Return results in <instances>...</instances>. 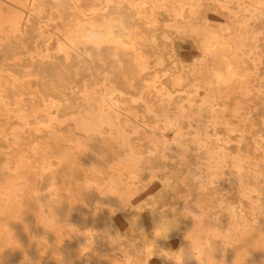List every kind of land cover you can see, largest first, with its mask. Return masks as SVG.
I'll list each match as a JSON object with an SVG mask.
<instances>
[{"label": "rangeland", "instance_id": "obj_1", "mask_svg": "<svg viewBox=\"0 0 264 264\" xmlns=\"http://www.w3.org/2000/svg\"><path fill=\"white\" fill-rule=\"evenodd\" d=\"M263 1L0 0V264H264Z\"/></svg>", "mask_w": 264, "mask_h": 264}, {"label": "bare ground", "instance_id": "obj_2", "mask_svg": "<svg viewBox=\"0 0 264 264\" xmlns=\"http://www.w3.org/2000/svg\"><path fill=\"white\" fill-rule=\"evenodd\" d=\"M18 1H19V0H18ZM51 1H52V0H51ZM74 1H75V0H74ZM76 1H77V0H76ZM78 1H79V0H78ZM105 1H106V0H105ZM134 1L136 2V0H134ZM223 1H224V0H223ZM235 1H236V0H235ZM239 1H240V0H239ZM3 2H4V1H3ZM56 2H57V1H56ZM130 2H131V1H130ZM149 2H151V0H149ZM138 3H139V1H138ZM153 3H154V2L152 1V5H153ZM226 3H227V2H226ZM249 3H250V2H249ZM259 3L261 4L262 2H259ZM263 3H264V1H263ZM22 4L24 5V3H22ZM75 4H76V2H75ZM131 4H133V3H131ZM136 4H137V3H136ZM236 4H237V3H236ZM243 4H245V3H243ZM246 4H247V2H246ZM250 4H251V3H250ZM250 4H249V6H252V7L256 6V5H253V4L250 5ZM254 4H255V3H254ZM256 4H257V3H256ZM139 5H140V4H139ZM150 5H151V3H150ZM165 5L167 6V4H165ZM222 5H223V4H222ZM229 5H230V4H229ZM258 5H259V4H258ZM258 5H257V6H258ZM163 6H164V5H162V7H163ZM227 6H228V4H227ZM227 6H226V7H227ZM233 6H234V5H233ZM246 6H247V5H246ZM164 7H165V6H164ZM164 7H163V10H164ZM221 7H222V6H221ZM38 8H39V7H38ZM38 8H37V10H38ZM146 8H147V7H146ZM165 8H166V7H165ZM170 8H171V7H170ZM243 8H244V7H243ZM243 8H242V9H243ZM160 9H162V8L160 7L159 10H160ZM171 9H172V8H171ZM247 9H248V7H247ZM250 9H251V7H250ZM140 10H141V9H140ZM149 10H150V9H149ZM149 10H148V11H149ZM163 10H162V11H163ZM224 10H225V9H224ZM236 10H237V9H236ZM236 10H235V11H236ZM240 10H241V9H240ZM261 10H262V9H261ZM261 10H259V11H261ZM142 11H143V10H142ZM150 11H151V10H150ZM154 11H155V10H154ZM164 11H165V10H164ZM169 11H170V10H169ZM241 11H242V10H241ZM244 11H245V13H246V10H244ZM81 12H82V11H81ZM139 12H140V11H139ZM165 12H166V11H165ZM170 12H171V11H170ZM261 12H262V11H261ZM144 13H145V12H144ZM149 13H150V12H149ZM166 13H167V12H166ZM168 13H169V12H168ZM231 13H232V12H231ZM234 13H235V12H234ZM241 13H242V12H241ZM258 13H259V12H258ZM80 14H81V13H80ZM84 14H85V13H84ZM139 14H142V13L140 12ZM169 14H170V13H169ZM229 14H230V13H229ZM236 14H237V13H236ZM236 14H235V15H236ZM239 14H240V13H238V15H239ZM259 14H260V13H259ZM262 14H264V13H262ZM85 15H86V14H85ZM143 15H144V14H143ZM145 15H146V14H145ZM145 15H144V16H145ZM150 15H151V14H150ZM173 15H175V14L173 13ZM254 15H256V14H254ZM260 15H261V14H260ZM75 16H77V15H75ZM78 16H79V15H78ZM147 16H149V15H147ZM181 16H183V15H181ZM230 16H232V14H230ZM242 16H243V15H242ZM256 16H257V15H256ZM81 17H83V16H81ZM233 17H234V14H233ZM257 17H258V16H257ZM257 17H255V18H257ZM234 18H235V17H234ZM255 18H254V19H255ZM83 19H84V18H83ZM241 19H242V18H241ZM249 19H250V17H249ZM251 19L253 20V18H251ZM261 19H262V18H261ZM89 20H90V19H89ZM149 20H150V19H149ZM244 20H245V19H244ZM246 20H248V19L246 18ZM75 21H76V18H75ZM77 21L80 22L79 19H78ZM87 21H88V20H87ZM87 21H85V22H87ZM239 21H240V20H239ZM250 21H251V20H250ZM255 21H256V19H255ZM255 21H254V22H255ZM82 22H84V21H82ZM178 22H179V21H178ZM245 22H246V21H245ZM247 22H248V21H247ZM238 23H240V22H238ZM238 23H237V24H238ZM252 23H253V22H252ZM70 24H71V23H70ZM72 24H73V23H72ZM75 24H76V23H75ZM77 24H78V23H77ZM81 24H83V23H81ZM81 24H78V26L76 25V27L79 28V26H80ZM242 24H244V23L241 22V25H242ZM88 25H89V24H88ZM180 25H181V24H180ZM90 26H91V25H89V27H90ZM92 26H93V23H92ZM92 26H91V27H92ZM238 26H239V24H238ZM67 27H68V26H67ZM74 27H75V26H74ZM81 27H84V26L81 25ZM91 27H90V28H91ZM102 27H103V26H102ZM105 27L107 28L108 26H105ZM241 27H243V28L245 29V25H244V26H241ZM78 28H76V29H78ZM96 28H97V27H96ZM109 28H110V27H109ZM196 28H197V27H196ZM196 28H195V29H196ZM202 28H203V27H202ZM218 28H219V27H218ZM243 28H241V29L244 30ZM72 29H73V28H72ZM76 29H75V30H76ZM82 29H83V28H82ZM97 29H99V28H97ZM63 30H65V29H63ZM102 30H103V29H102ZM102 30H101V31H102ZM106 30H107V29H106ZM106 30H103V31H105V32L107 33ZM108 30H109V29H108ZM198 30H199V28H198ZM198 30H197V31H198ZM245 30H246V29H245ZM68 31H69V30H68ZM71 31H72V30H71ZM76 31H77V30H76ZM76 31H75L74 33H76ZM81 31H84V30H78V32H80V33H81ZM235 31H236V30H235ZM63 32L65 33V31H63ZM78 32H77V33H78ZM195 32H196V31H195ZM236 32H237V31H236ZM244 32H245V31H244ZM68 33H69V32H67V34H68ZM70 33H71V32H70ZM70 33H69V34H70ZM102 33H103V32H102ZM109 33L111 34V32H109ZM199 33H200V32H199ZM205 33H206V32H205ZM208 33H209V32H208ZM245 33H246V32H245ZM245 33H244V34H245ZM69 34H68V35H69ZM248 34H249V33H248ZM74 35H75V34H74ZM79 35H80V34H79ZM108 35H109V34H108ZM246 35H247V34H246ZM35 36H36V35H35ZM66 36H67V35H66ZM110 36H111V35H110ZM110 36H108V37L110 38ZM235 36H237V35H235ZM248 36H249V35H248ZM248 36H247V37H248ZM106 37H107V35H106ZM111 37H112V36H111ZM205 37H206V35H205ZM207 37H208V36H207ZM253 37H254V36H253ZM255 37H256V36H255ZM232 38H233V37H232ZM238 38H239V37H238ZM245 38H246V37H245ZM75 39H76V38H75ZM110 39H111V38H110ZM79 40H80V42H81V40H82V39H81V36H80V39H79ZM100 40L103 41V39H100ZM104 40H105V38H104ZM236 40H237V37H236ZM110 41H112V40H110ZM222 41H223V40H222ZM241 41H242V40H241ZM255 41H256V40H255ZM82 42H83V40H82ZM82 42H81V43H82ZM100 42H101V41H100ZM103 42H104V41H103ZM103 42H102V43H103ZM203 42H204V41H203ZM246 42H247V41H246ZM95 43H98V42H95ZM102 43H101V44H102ZM106 43H108V42H106ZM82 44H83V43H82ZM92 44H93V43H92ZM238 44H239V43H238ZM84 45H85V44H84ZM84 45H83V46H84ZM93 45H94V44H93ZM98 45H100V43H98ZM77 46H78V45H77ZM85 46H86V45H85ZM94 46H95V45H94ZM94 46H92V47H94ZM240 46H241V44H240ZM240 46H239V47H240ZM95 47H96V46H95ZM234 47H235V46H234ZM252 47H253V46H252ZM236 48H237V47H236ZM234 49H235V48H234ZM249 49H250V48H249ZM251 49H252V48H251ZM236 50H237V49H236ZM234 51H235V50H234ZM2 52H3V51H2ZM224 52H225V51H224ZM239 52H240V51H238V53H239ZM233 53H234V52H233ZM235 54H236V52H235ZM239 54H240V53H239ZM255 54H256V52H255ZM240 55H241V54H240ZM256 55H257V54H256ZM236 56H237V55H236ZM241 56H242V55H241ZM251 56L253 57V54H252ZM259 57H260V56H259ZM258 59H259V58H258ZM254 62H255V61H253V63H254ZM132 74H133V73H132ZM232 77H233V76H232ZM239 82H240V81H239ZM0 98H1V97H0ZM1 100H2V99H1ZM1 100H0V101H1ZM1 102H2V101H1ZM2 104H3V103H2ZM3 105H4V104H3ZM1 107H2V106H1ZM25 115H26V114H25ZM114 118H115V117H114ZM145 118H146V117H145ZM107 120H108V119H107ZM107 120H106V121H107ZM92 121H93V120H92ZM94 121H95V120H94ZM98 121L100 122V120H98ZM111 121H112V120H111ZM86 122H87V121H86ZM88 122H89V121H88ZM90 122H91V121H90ZM107 122H108V121H107ZM107 122H106V123H107ZM91 123H93V122H91ZM91 123H90V124H91ZM100 123H101V122H100ZM104 123H105V122H104ZM104 123L102 122L103 125H105ZM108 123H110V122H108ZM108 123H107V124H108ZM90 124H87V126L90 125ZM97 124H98V123H97ZM82 125H86V124L83 123ZM82 125H81V126H82ZM100 125H101V124H100ZM87 126H86V128H88ZM95 126L98 127V125H96V124H95ZM95 126H94L93 131L95 130ZM89 127H90V126H89ZM92 127H93V125H92ZM92 127H91V129H90V128H89V129L92 130ZM86 128H85V129H86ZM83 129H84V128H83ZM96 130H97V128H96ZM96 130H95V131H96ZM88 132H89V130H88ZM98 132H99V131H98ZM98 132H97V133H98ZM21 134H22V133H21ZM94 134H95V132H94ZM177 137H178V136H177ZM179 138H180V136H179ZM181 138H182V137H181ZM181 138H180V139H181ZM183 139H184V138H183ZM27 141H28V139H27ZM204 142H205V141H204ZM106 143H107V142H106ZM120 143H121V142H120ZM174 143H175V142H174ZM124 144H125V143L121 144V145H122V148H123V146L125 147ZM175 144H176V143H175ZM12 145H13V144H12ZM190 145H191V144H190ZM77 146L79 147V145H77ZM83 146H84V145H83ZM102 146H103V144H102ZM104 146H105V145H104ZM106 147H107V146H106ZM117 147H118V146H117ZM120 147H121V146H120ZM126 147H127V145H126ZM172 147H173V146H172ZM76 148H77V147H76ZM81 148H83V147H81ZM83 149H86V148H83ZM119 149H120V148H119ZM126 149H127V148H126ZM128 149H129V148H128ZM75 150H76V149H75ZM78 150H79V151H78ZM103 150H104V149H103ZM105 150H106V148H105ZM77 151L80 152V153L82 152V151H81L80 149H78V148H77ZM97 151H99V150H97ZM106 151H107V150H106ZM129 151H130V150H129ZM168 151H169V150H168ZM107 152H108V151H107ZM131 152H132V151H131ZM171 152H172V151H171ZM82 153H83V152H82ZM87 153H88V152H87ZM90 153H91V151H89V154H90ZM99 153H101V151H100ZM92 154H95V153H91V155H92ZM121 154H122V153H121ZM131 154H132V153H131ZM80 155H81V154H80ZM80 155H79V156H80ZM83 155H84V154H83ZM97 155H98V154H97ZM97 155H95V156H97ZM122 155H123V154H122ZM63 156H64V155H63ZM100 156H101V155H100ZM116 156H117V155H116ZM177 156H178V155H177ZM67 157H68V156H67ZM92 157H93V156H92ZM98 157H99V156H98ZM122 157H123V156H122ZM158 157H159V156H158ZM63 158H64V157H63ZM85 158H87V155H86ZM119 158H120V159L118 160V165L120 164V167H121V165L124 166V165H123L124 163H123V161H122L123 159H121V156H120ZM124 158H125V159H128V158H126V157H124ZM132 158H133V157H132ZM3 159H4V158H3ZM6 159H7V158H6ZM68 159H69V157H68ZM68 159H67V161H68ZM93 159H94V158H93ZM99 159H100V158H99ZM1 160H2V159H1ZM10 160H11V158H10ZM16 160H17V159H16ZM64 160H65V159H63V162H66V160H65V161H64ZM129 160H132V159H129ZM134 160L136 161V159H134ZM157 160H158V159H157ZM241 160H242V159H241ZM254 160H255V159H254ZM3 161H4V160H3ZM8 161H9V160H8ZM72 161H73V160H72ZM87 161H89V160H87ZM90 161H91V160H90ZM119 161H122L121 163H123V164L119 163ZM124 161H125V160H124ZM135 161H134V162H135ZM242 161H243V160H242ZM259 161H260V160H259ZM5 162H6V161H5ZM73 162H75V161H73ZM113 162H114V160H113ZM127 162H128V161H127ZM136 162H137V161H136ZM231 162H232V161H231ZM261 162H262V161H261ZM1 163H2V161H1ZM6 163H8V162H6ZM9 163H11V161H10ZM13 163H14V162H13ZM17 163H19V162H17ZM66 163L68 164V163H70V162H66ZM75 163H76V162H75ZM106 163H107V162H106ZM125 163H126V161H125ZM132 163H133V162H132ZM162 163H163V161H162ZM214 163H215V165H214ZM214 163H213L214 166L211 165V166H213V168H215L217 162H214ZM4 164H5V163H4ZM64 164H65V163H64ZM70 164H71V163H70ZM72 164H73V163H72ZM86 164H87V163H86ZM103 164H104V163H103ZM115 164H117V162H116ZM129 164H130V163H129ZM134 164H136V163H134ZM134 164H133V166H134ZM257 164H258V163H257ZM10 165H11V164H9V166H10ZM14 165L17 167V164H14ZM68 165H69V164H68ZM75 165H76V164H75ZM95 165H96V164H95ZM130 165H132V164H130ZM130 165H129V166H130ZM136 165H137V164H136ZM220 165H221V164H220ZM7 166H8V164H7ZM9 166H8V167H9ZM18 166H20V164H18ZM49 166H50V164H49ZM70 166H71V165H70ZM102 166H103V165H102ZM108 166H110V165H108ZM125 166H126V165H125ZM144 166H145V165H144ZM209 166H210V165L208 164V169H209ZM211 166H210V167H211ZM3 167H4V165H2V168H3ZM8 167H7V170H6V171L10 170V169H8ZM21 167H22V166H21ZM71 167H73V166H71ZM75 167H78V166H75ZM79 167H80V166H79ZM79 167H78V168H79ZM92 167H93V166H92ZM97 167H98V166H97ZM118 167H119V166H118ZM127 167H128V164H127ZM127 167H125L124 169L126 170ZM131 167H132V166H131ZM231 167H232V166H231ZM2 168H0V169L3 170ZM12 168H13V167H12ZM18 168H19V167H18ZM46 168H47V167H46ZM48 168H49V167H48ZM85 168L87 169L88 167L86 166ZM85 168H84V169H85ZM133 168H134V167H133ZM135 168H136V167H135ZM135 168H134V169H135ZM160 168H161V166H160ZM254 168H255V167H254ZM19 169H20V170H25V169H21V168H19ZM68 169H69V168H68ZM73 169H74V167H73ZM79 169L81 170V169H83V168H79ZM95 169H96V168H95ZM100 169H101V168H100ZM110 169H111V168H110ZM110 169H109V170H110ZM112 169H113V168H112ZM114 169H115V168H114ZM120 169H121L122 171L124 170V169H122V168H120ZM131 169H132V168H130V169L128 168V169H127L128 172H129ZM134 169H132V170H134ZM215 169H216V168H215ZM17 170H18V169H17ZM90 170H92V169H90ZM96 170H97V169H96ZM140 170H141V169H140ZM142 170H143V169H142ZM216 170H217V169H216ZM219 170H220V169H219ZM235 170H236V168H235ZM235 170H234V171H235ZM4 171H5V170H4ZM12 171H13V170H12ZM14 171H15V170H14ZM25 171H26V170H25ZM25 171H24V172H25ZM77 171H78V170H77ZM93 171H94V169L92 170V172H93ZM110 171H111V170H110ZM134 171H135V170H134ZM134 171H132V172H134ZM155 171H156V170H155ZM210 171H211V169H210ZM217 171H218V170H217ZM220 171H221V170H220ZM220 171H219V172H220ZM237 171H238V170H237ZM71 172H72V171H71ZM94 172H95V171H94ZM116 172H117V171H116ZM130 172H131V171H130ZM138 172H139V170H138ZM153 172H154V171H153ZM238 172H239V171H238ZM16 173H18V172H16ZM16 173H15V174H16ZM25 173H26V172H25ZM68 173H69V172H68ZM72 173H73V172H72ZM81 173H83V172H81ZM121 173H122V172H121ZM150 173H151V172H150ZM242 173H243V172H242ZM12 174H13V173H12ZM15 174H13V178L16 177ZM63 174H64V172H63ZM89 174H91V173H89ZM116 174H117V173H116ZM116 174H115V175H116ZM123 174H124V172H123ZM126 174H128V173H126ZM214 174H215V173H214ZM243 174H244V173H243ZM261 174H262V172H261ZM17 175H19V174H17ZM20 175H22V173H21ZM20 175L17 176V177L20 178ZM66 175H67V174H66ZM69 175H70V174H69ZM82 175H83V174H82ZM113 175H114V174H113ZM217 175H218V174H217ZM238 175H239V174H238ZM0 176H1V175H0ZM22 176H23V175H22ZM24 176H25V175H24ZM34 176H35V175H34ZM62 176H63V175H62ZM71 176H72V174H71ZM118 176H119L118 178L121 177L120 174H118ZM135 176L137 177V175H135ZM135 176H134V177H135ZM214 176H215V175H214ZM230 176H231V175H230ZM243 176H244V175H243ZM4 177L6 178V176H4ZM63 177H64V176H63ZM109 177H110V176H109ZM109 177H108V178H109ZM125 177H126V176H125ZM235 177H236V176H235ZM1 178H2V177H1ZM1 178H0V179H1ZM7 178H8V177H7ZM23 178H24V177H23ZM26 178H29V177L27 176V177H25V179H26ZM64 178H69V176H68V177L66 176V177H64ZM82 178H83V177H82ZM138 178H139V177H137V179H138ZM241 178H242V177H241ZM15 179L18 180L17 178H15ZM111 179H112V178H111ZM113 179H114V178H113ZM121 179H122V178H121ZM139 179H140V178H139ZM139 179H138V180H139ZM231 179H232V177H231ZM231 179H230V180H231ZM253 179H254V178H253ZM21 180H22V178H21ZM23 180H24V179H23ZM28 180H30V179H28ZM28 180H27V181H28ZM31 180H32V178H31ZM33 180H35V179H33ZM108 180H109V179H108ZM115 180L117 181L116 176H115ZM240 180H242V179H240ZM246 180H247V179H246ZM111 181H112V180H111ZM111 181H110V182L108 181V183L110 184ZM231 181H232V180H231ZM233 181H234V180H233ZM8 182H10V181L8 180ZM24 182H25V181H24ZM30 182H31V181H30ZM35 182H37V180H36ZM117 182H118V181H117ZM246 182H247V181H246ZM255 182H256V180H255ZM257 182H258V181H257ZM0 183H1V185H2L3 182H0ZM81 183H83V182H81ZM114 183L116 184L115 181H114ZM119 183H120V182H119ZM119 183H118V184H119ZM237 183H238V182H237ZM240 183H241V182H240ZM263 183H264V182H263ZM26 184H28V183H26ZM29 184H31V183H29ZM32 184H33V183H32ZM109 184H108V185H109ZM136 184H137V183H136ZM35 185H36V184H35ZM35 185H34V186H35ZM82 185H83V184H82ZM87 185H88V184H87ZM111 185H112V188H114L113 184H111ZM111 185H109V189H110ZM122 185H123V184H122ZM126 185H127V184H126ZM253 185H254V184H253ZM5 186H6V184H5ZM5 186H3V187H5ZM28 186H30V185H28ZM37 186H38V185H37ZM105 186H106V185H105ZM115 186H117V185H115ZM120 186H121V185H120ZM123 186H125V185H123ZM127 186H128V185H127ZM127 186H126V187H127ZM245 186H247V185H245ZM261 186H262V185H261ZM6 187H7V186H6ZM32 187H33V186H32ZM83 187H84V186H83ZM83 187H82V188H83ZM85 187H87V186H85ZM103 187H104V186H103ZM263 187H264V186H263ZM9 188H11V187H9ZM24 188H26V187H24ZM35 188H36V187H35ZM66 188H67V187H66ZM119 188L122 189V186L119 187ZM245 188H246V187H245ZM245 188H244V189H245ZM0 189H1V187H0ZM2 189H3V188H2ZM2 189H1V190H2ZM20 189H22V188H20ZM20 189H19V190H20ZM64 189H65V188H64ZM74 189H75V188H74ZM84 189H86V188H84ZM96 189H97V188H96ZM102 189H103V188H102ZM105 189H106V187H105ZM105 189H104V190H105ZM109 189H106V192H107V190H108V193H109ZM123 189H124V188H123ZM127 189H128V188H127ZM238 189H239V188H238ZM257 189H258V188H257ZM3 190H4V189H3ZM3 190L1 191L2 193H3ZM13 190H14V189H13ZM22 190H24V189H22ZM29 190H31V189H29ZM67 190H68V189H67ZM76 190H78V191H76V192H79V188H76ZM98 190H100V188H98ZM258 190H259V189H258ZM4 191H5V190H4ZM17 191H18V190H17ZM27 191H28V190H27ZM34 191H35V193H38V192H36V190H34ZM37 191H38V189H37ZM110 191H112V190L110 189ZM259 191H260V190H259ZM261 191H262V190H261ZM6 192H10V191H8V187H7V191H5V193H6ZM12 192H14V191H12ZM31 192H32V191H31ZM57 192H58V191H57ZM57 192H56V193H57ZM68 192H70V187H69ZM68 192H66V194H69ZM71 192H75V191H71ZM96 192H97V191H96ZM99 192H101V191H99ZM99 192H98V193H99ZM2 193H1V196H2ZM10 193H11V192H10ZM28 193H29V191H28ZM28 193H27V195H28ZM56 193H55V194H56ZM59 193H60V191H59ZM59 193H58V194H59ZM64 193H65V192H64ZM111 193H112V192H111ZM114 193H115V192H114ZM117 193H118V192H116L115 194H117ZM122 193H123V192H122ZM122 193L120 192V194H122ZM128 193H129V192H128ZM244 193H245V191H244ZM6 194H8V193H6ZM12 194H13V196H14V198H15L16 195H14V193H12ZM12 194H11V196H12ZM33 194H34V192H33ZM71 194H72V193H71ZM71 194H70V195H71ZM75 194H76V193H75ZM104 194H105V196H103V197H105V198H107V199L110 198V197L112 196V195H111L110 197H106V193H104ZM247 194H249V192H247ZM254 194H255V193H254ZM4 195H5V194H4ZM4 195H3V196H4ZM27 195H26V198L29 196V195H28V196H27ZM31 195H32V193H31ZM59 195H60V194H59ZM70 195H69V197H70ZM73 195H74V194H73ZM101 195H102V193H101ZM108 195H109V194H108ZM242 195H243V194H242ZM259 195H260V194H259ZM3 196H2V197H3ZM37 196H38V195H37ZM55 196H57V194H56ZM74 196H75V195H74ZM115 196L119 197V195H114V197H115ZM120 196H121V195H120ZM123 196H124V194H123ZM123 196H121V198H122ZM240 196H241V195H240ZM245 196H246V195H245ZM20 197L22 198V195H20ZM35 197H36V196H35ZM39 197H40V196H39ZM66 197H67V196H66ZM71 197H72V196H71ZM126 197H127V196H126ZM260 197H262V196H260ZM4 198H5V197H4ZM23 198H24V196H23ZM26 198H24V199H26ZM33 198H34V197H33ZM40 198H41V197H40ZM63 198H64V197H63ZM121 198H120V199H121ZM17 199L19 200V198H17ZM34 199H35V198H34ZM61 199H62V198H61ZM110 199H111V201H112L113 198H110ZM114 199H115V198H114ZM120 199H119V200H120ZM122 199H124V197H123ZM125 199H126V198H125ZM8 200H9V199H8ZM13 200H14V199H13ZM15 200H16V199H15ZM15 200H14V201H15ZM40 200H41V199H40ZM56 200H59V199H56ZM116 200H117V198H116ZM116 200H115V202H116ZM11 201H12V199H11ZM20 201H21V200H20ZM26 201H27V200H26ZM41 201L43 202V200H41ZM54 201H55V200H54ZM60 201H61V200H60ZM68 201H69V200H68ZM70 201H71V198H70ZM111 201H110V202H111ZM123 201H124V200H123ZM123 201H122V202H123ZM8 202H9V201H8ZM8 202H7V203H8ZM15 202H16V201H15ZM17 202H18V201H17ZM21 202H22V203H21ZM21 202H20V203L23 204V202H25V201L22 200ZM33 202H35V200H33ZM42 202H41V203L39 202V204H40V205H41V204H44V203H42ZM107 202H109V199L107 200ZM110 202H109V203H110ZM9 203H11V202H9ZM59 203H61V202H58V204H59ZM65 203H66V201H65ZM109 203H107V204H109ZM112 203H113V201H112ZM120 203H121V202H120ZM120 203H119V204H120ZM13 204H14V203H13ZM16 204H18V203H16ZM37 204H38V202H37ZM56 204H57V201H56ZM61 204H62V203H61ZM66 204H67V203H66ZM110 204H111V203H110ZM252 204H253V203H252ZM254 204H255V203H254ZM254 204H253V205H254ZM8 205H9V204H8ZM8 205H7V206H8ZM10 205H12V203H11ZM29 205H30V204H29ZM40 205H39V206H40ZM67 205H70V204L68 203ZM105 205H106V204H105ZM114 205H115V204H114ZM16 206H17V205H16ZM18 206H19V205H18ZM18 206H17V208L19 209ZM20 206H22V205H20ZM32 206H33V207H38V206H36V205L34 206V204H33ZM41 206H42V205H41ZM55 206H56V205H55ZM58 206H59V205H58ZM111 206H112V205H111ZM111 206L109 205V207H111ZM119 206H120V205H119ZM262 206H264V205H262ZM10 207H11V206H10ZM42 207H43V206H42ZM66 207H67V206H66ZM105 207H106V206H105ZM246 207H247V206H246ZM0 208H1V207H0ZM2 208H4V207H2ZM2 208H1V209H2ZM5 208H7V207H5ZM40 208H41V207H39V209H40ZM51 208H52V207H50V209H51ZM1 209H0V210H1ZM8 209H9V208H8ZM18 209H17V211H18ZM50 209H49V210H50ZM59 209H60V207L58 208V211L60 212ZM103 209H104V206H103ZM106 209H107V208H106ZM251 209H252V208H251ZM251 209H250V210H251ZM4 210H5V209H4ZM36 210H38V209H36ZM41 210H42V209H41ZM49 210H48V211H49ZM52 210H53V209H52ZM52 210H51V211H52ZM55 210H56V209H55ZM1 211H3V210H1ZM5 211H6V210H5ZM10 211H11V210H10ZM51 211H50V213H53L52 215H57V212H55V213H56V214H55L53 211H52V212H51ZM254 211H255V210H254ZM12 212H14L13 209H12ZM59 212H58V213H59ZM246 212H247V211H246ZM251 212H252V211H251ZM7 213H10V212H7ZM33 213H35V212H33ZM36 213L38 214V211H37ZM147 213H148V212H147ZM2 214H3V213H2ZM2 214H0V215H2ZM4 214H5V213H4ZM18 214H19V211H18ZM28 214L31 215L32 213H31V214L28 213ZM37 214H36V215H37ZM43 214H44V212H43ZM43 214H42V215H43ZM241 214H242V213H241ZM246 214H247V213H246ZM7 215H9V214H7ZM7 215H5L6 220H8L9 217H10V216H7ZM12 215L14 216L15 214L12 213ZM32 215H33V214H32ZM45 215H46V213H45ZM58 215H59V214H58ZM61 215H62V214H61ZM2 216H3V215H2ZM15 216H17V215H15ZM34 216H35V215H34ZM37 216H38V215H37ZM37 216H36V217H37ZM39 216H41V214H40ZM47 216H49V219H51V218L54 219V218H55V217L53 218V216L50 217V215H48V214H47ZM47 216H46V217H47ZM5 217H4V219H3L4 223H5ZM18 217H20V216H18ZM57 217H58V216H57ZM191 217H192V216H191ZM242 217H243V215H242ZM20 218H21V217H20ZM20 218H19V219H20ZM37 218H38V217H37ZM40 218H41V217H40ZM40 218H38V219H40ZM60 218H62V217H59L58 219H60ZM261 218H264V217H261ZM12 219H13V218H12ZM12 219H11V220H12ZM14 219H15V218H14ZM43 219H44V218H41V220H43ZM47 219H48V218H47ZM56 219H57V218H55V220H56ZM58 219H57V220H58ZM158 219H159V218H158ZM11 220H10V221H11ZM55 220H54V221H55ZM80 220H81V218H80ZM84 220H85V219H84ZM103 220H104V219H103ZM249 220H250V219H249ZM254 220H255V219H253V221H254ZM263 220H264V219H263ZM263 220H262V221H263ZM8 221H9V220H8ZM39 221H40V220H39ZM66 221H67V220H66ZM86 221H87V220H86ZM88 221H89V220H88ZM90 221H91V220H90ZM247 221H248V220H247ZM250 221H251V220H250ZM250 221H248V222L250 223ZM14 222H15V221H14ZM17 222H18V221H17ZM21 222H22V221H21ZM44 222H45V220L43 221V223H44ZM52 222H53V221H52ZM192 222H193V221H192ZM7 223H8V222H7ZM7 223H6V224H7ZM37 223H38V222H37ZM47 223H48V222H47ZM47 223H46V226H47ZM50 223H51V221L49 222V224H50ZM80 223H81V222H80ZM86 223H87V222H86ZM89 223L91 224L92 222H89ZM104 223H105V222H104ZM189 223H190V222H189ZM196 223H197V222H196ZM1 224H2V222L0 223V226H1ZM8 224H9V223H8ZM11 224H12V222H10L9 225H11ZM21 224H22V223H21ZM23 224H24V223H23ZM49 224H48V226H49ZM82 224H83V223H82ZM93 224H94V223H93ZM3 225H4V224H2V226H3ZM13 225H14V224H12V226H13ZM18 225H19V224H18ZM18 225H17V227H18ZM39 225H40V223H39ZM53 225H54V224H53ZM83 225H84V224H83ZM188 225H189V224H188ZM195 225H196V224H195ZM230 225H231V223H230ZM230 225H228V226L230 227ZM263 225H264V223H263ZM263 225L261 224V227H262V228H263ZM4 226H5V225H4ZM19 226H21V225H19ZM42 226H43V225H42ZM127 226H128V225H127ZM6 227H7V225L5 226V228H6ZM15 227H16V226H15ZM30 227H31V226H30ZM36 227H37V226H36ZM104 227H105V226H104ZM104 227H103V228H104ZM106 227H107V226H106ZM232 227H233V225H232ZM261 227L259 226V228H261ZM0 228H1V227H0ZM24 228H25V227H24ZM39 228H40V227H39ZM41 228H43V227H41ZM53 228H54V227L51 228V226H50V229H53ZM69 228H70V227H69ZM2 229H3V228L0 229L1 232L4 231V230L2 231ZM6 229L8 230V229H10V228H6ZM14 229H15V228H14ZM25 229H26V228H25ZM44 229H45V228H43V230H44ZM47 229H49V228H47ZM47 229H46V230H47ZM50 229H49V230H50ZM90 229H91V227H90ZM172 229H173V228H172ZM202 229H203V228H202ZM205 229H206V228H205ZM7 230H6V231H7ZM36 230H37V229H35V231H36ZM39 230H40V229H39ZM71 230H73V229H71ZM92 230H93V228H92ZM206 230H207V229H206ZM228 230H229V229H228ZM228 230H226V232H224V233L227 234V231H228ZM6 231H4V232H6ZM23 231H24V230H23ZM40 231H41V230H40ZM50 231H51V230H50ZM82 231H83V230H82ZM10 232H13V230H12V231H11V230L9 231V234L12 235ZM24 232H25V233H21V234H23V235L26 234V230H25ZM44 232H45V231H44ZM78 232H79V231H78ZM210 232H212V231H210ZM247 232H248V231H247ZM6 233H7V232H6ZM13 233H14V232H13ZM17 233H18V228H17ZM27 233H28V232H27ZM29 233H30V232H29ZM34 233H35V232H34ZM34 233H31V234H33V235L35 236L36 234H34ZM36 233H37V232H36ZM38 233H41V232H38ZM42 233H43V232H42ZM47 233H48V232L46 231V234H47ZM73 233H75V231H73ZM73 233H72V234H73ZM208 233H209V232H208ZM214 233H215V232H214ZM252 233H254V232H252ZM259 233H260V232H259ZM259 233H258V234H259ZM3 234H4V233H3ZM9 234H8V237L10 236ZM18 234H19V233H18ZM43 234H44V233H43ZM72 234H71V235H72ZM76 234H77V233H76ZM254 234H255V233H254ZM258 234H257V236H258ZM4 235H5V234H4ZM6 235H7V234H6ZM29 235H30V234H29ZM47 235H48V234H47ZM49 235H50V233H49ZM79 235H80V234H79ZM85 235H88V234L85 233ZM223 235H224V234H223ZM251 235H252V234H251ZM251 235H250V236H251ZM0 236H1V235H0ZM2 236H3V235H2ZM34 236H33V237H34ZM38 236H39V235H38ZM38 236H37V237H38ZM40 236H41V235H40ZM42 236H46V235L44 234V235H42ZM53 236H54V235H53ZM72 236H73V235H72ZM216 236H217V235H216ZM260 236H261V235H260ZM31 237H32V236H31ZM50 237H51V235H50ZM74 237H75V236H74ZM77 237H78V236H77ZM5 238H6V237H5ZM38 238H39V237H38ZM40 238H41V237H40ZM40 238H39V239H40ZM42 238H43V237H42ZM46 238H47V237H46ZM51 238H52V237H51ZM54 238H55V237H54ZM71 238H73V237H71ZM114 238H115V237H114ZM114 238H113V240H115ZM195 238H196V237H195ZM235 238H236V237H235ZM243 238H244V237H243ZM261 238L263 239V242H264V237H261ZM8 239H9V238H8ZM18 239H20V237H19ZM36 239H37V238H36ZM36 239H35V242H36ZM43 239H45V238H43ZM52 239H53V238H52ZM52 239H51V240H52ZM76 239H77V238H76ZM79 239H80V237H79ZM262 239H261V240H262ZM4 240H6V239H4ZM26 240H27V239H26ZM33 240H34V239H33ZM51 240H50V241H51ZM56 240H57V239H56ZM123 240H124V239H123ZM222 240H223V239H222ZM243 240H244V239H243ZM11 241H14V239H13V240H10V244H8L9 249H10ZM53 241H55V240H53ZM246 241H247V240H246ZM248 241H249V239H248ZM250 241H252V239H251ZM15 242H17V241H15ZM19 242H21V241L19 240ZM56 242H58V241H56ZM224 242H225V241H224ZM228 242H229V241H228ZM243 242H244V241H243ZM263 242H262L261 245H263ZM6 243H7V242H6ZM8 243H9V242H8ZM17 243H18V242H17ZM21 243H22V242H21ZM23 243H24V242H23ZM28 243H29V242H28ZM50 243H51V242H50ZM53 243H54V242H52V245H53ZM249 243H251V242H249ZM249 243H248V244H249ZM254 243H256V242H254ZM258 243H259V242H258ZM258 243H257V244H258ZM12 244H13V243H12ZM14 244H15V243H14ZM14 244H13V245H14ZM221 244H222V243H221ZM244 244H245V243H244ZM23 245H24V244H23ZM52 245H51V246H52ZM78 245H79V244H78ZM117 245H118V244H117ZM208 245H209V244H208ZM255 245H256V244H255ZM261 245H260V246H261ZM20 246H21V245H20ZM26 246H29V245H26ZM84 246H86V245H84ZM114 246H115V245H114ZM252 246H253V245H252ZM15 247H16V246H15ZM15 247H14V249H15ZM17 247H19V246L17 245ZM6 248H8V247L6 246ZM23 248H25V246H24V247L22 246V249H23ZM130 248H131V247H130ZM190 248H191V247H190ZM253 248H254V247H253ZM260 248H261V247H260ZM11 249H12V247H11ZM22 249H21V250H22ZM26 249H27V248H26ZM23 250H24V249H23ZM31 250H33V249H31ZM132 250H133V249H132ZM250 250H252V249H250ZM253 250H254V249H253ZM18 251H19V249H18ZM18 251H17V252H18ZM134 251H135V250H134ZM155 251H156V250H155ZM237 251H238V250H237ZM248 251H249V250H248ZM259 251H260V249H259ZM32 252H34V250H33ZM136 252H137V250H136ZM141 252H142V251H141ZM211 252H212V251H211ZM215 252H216V250H215ZM219 252H220V249H219ZM219 252H218V253H219ZM224 252H225V251H224ZM229 252H230V251H229ZM234 252H236V251H234ZM263 252H264V251H263ZM133 253H134V252H133ZM142 253H143V252H142ZM230 253H231V252H230ZM230 253H229V254H230ZM248 253H249V252H248ZM251 253H252V252H251ZM251 253H250V254H251ZM259 253H260V252H259ZM49 254H50V253H49ZM138 254H139V253H138ZM138 254H137V255H138ZM150 254H151V253H150ZM153 254H154V253H153ZM211 254H212V253H211ZM211 254H208V256H211ZM219 254H220V253H219ZM219 254H218V255H219ZM33 255H34V253H33ZM35 255H36V254H35ZM50 255H51V254H50ZM156 255H157V254H155V256H156ZM213 255H214V254H213ZM224 255H225V254H224ZM227 255H228V254H227ZM235 255H236V254H234L233 257H234ZM262 255H263V253H262ZM125 256H126V255H125ZM219 256H220V255H219ZM236 256L238 257V255H236ZM240 256H241V255H240ZM32 257H33V256H32ZM32 257H31V258H32ZM34 257H35V256H34ZM145 257H146V256H145ZM185 257H186V256H185ZM261 257H262V256H261ZM216 258H217V257H216ZM226 258H227V257H226ZM229 258H230V257H228V259H229ZM249 259H250V258H249ZM32 260H35V258H34V259L32 258ZM32 260H31V261H32ZM124 260H126V259L124 258ZM124 260H123V261H124ZM230 260H231V259H230ZM250 260H252V259H250ZM263 260H264V259H263ZM138 261H139V260H138ZM215 261H216V259H215ZM215 261H214V262H215ZM217 261H218V260H217ZM217 261H216V262H217ZM224 261H225V260H224ZM248 261H249V260H248ZM248 261H247V262H248ZM255 261H256V260H255ZM124 262H126V261H124ZM143 262H144V261H143ZM171 262H173V260H172ZM171 262H170V263H171ZM186 262H187V260H186ZM231 262H232V260H231ZM236 262H237V260L234 261V263H236ZM256 262H257V261H256ZM256 262H255V263H256ZM117 263H118V262H117ZM170 263H169V264H170ZM137 264H138V263H137ZM162 264H163V263H162ZM195 264H196V263H195ZM197 264H198V263H197ZM217 264H218V263H217ZM219 264H220V263H219ZM227 264H228V263H227ZM237 264H238V262H237ZM244 264H245V263H244ZM249 264H250V263H249ZM257 264H258V263H257Z\"/></svg>", "mask_w": 264, "mask_h": 264}, {"label": "clouds", "instance_id": "obj_3", "mask_svg": "<svg viewBox=\"0 0 264 264\" xmlns=\"http://www.w3.org/2000/svg\"><path fill=\"white\" fill-rule=\"evenodd\" d=\"M102 38H103V33L100 30L96 29V28L85 29V31L82 33V40L86 43L87 47L94 46L92 44V42L100 40ZM82 49L86 50L85 48H82ZM187 212L192 217H196L197 216V212L193 208H188ZM168 232H170V229H163V230L155 229L154 230V234H155V236L157 238H161V237L166 236L168 234ZM177 253L179 254L180 264H185V253H184V250L181 249ZM164 257H167V256H164ZM167 258L171 259L170 257H167Z\"/></svg>", "mask_w": 264, "mask_h": 264}]
</instances>
